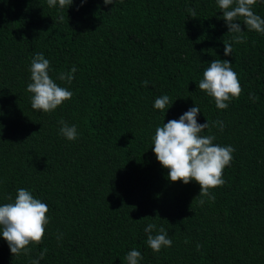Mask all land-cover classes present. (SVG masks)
Here are the masks:
<instances>
[{"label":"trees","instance_id":"16d2710c","mask_svg":"<svg viewBox=\"0 0 264 264\" xmlns=\"http://www.w3.org/2000/svg\"><path fill=\"white\" fill-rule=\"evenodd\" d=\"M252 10L264 19V0ZM241 28L236 43L216 0H0V205L25 188L49 219L27 256L0 236V264H31L45 248L39 264H127L132 249L138 264H264V33ZM37 53L73 93L49 113L32 109L26 91ZM218 59L242 88L222 110L198 87ZM73 67L70 84L58 78ZM163 95L173 103L155 109ZM193 106L209 123L200 135L234 149L214 201L195 181L171 182L152 151L155 129ZM61 120L76 126L75 140L60 134ZM149 223L171 247L147 246Z\"/></svg>","mask_w":264,"mask_h":264},{"label":"clouds","instance_id":"9594fccd","mask_svg":"<svg viewBox=\"0 0 264 264\" xmlns=\"http://www.w3.org/2000/svg\"><path fill=\"white\" fill-rule=\"evenodd\" d=\"M73 0H47L49 7H68ZM81 4L86 0H80ZM105 5L113 4V0H103ZM218 7L222 10V18L225 21L228 32L235 34L233 40L242 43L244 37L241 24L248 30H255L264 33V19L255 14L252 6L257 0H216ZM187 11L192 17L196 16L194 8ZM64 20L63 16L59 17ZM242 20V23H241ZM232 54V45L224 43V55ZM231 62L228 60H212L209 66L203 71L202 79L198 87L209 97L214 99L217 109H226L231 99L238 98L242 92L237 73L233 71ZM50 62L43 53H37L30 62V80L26 91L31 93V108L49 113L60 106L64 101L72 98L73 93L65 87L59 86L49 75ZM76 71L73 67L67 74L61 73L59 79L71 83L72 73ZM147 81L144 84L147 85ZM253 99L255 96L253 95ZM170 98L167 95L155 99L153 107L165 110L169 107ZM200 113L198 106L189 108L179 117V119L169 120L155 129L152 137V151L161 164L168 170V179L171 182L182 181L188 184L195 181L200 191L198 196L209 197L215 200V196L210 194V189L222 186L225 181L222 178L223 170L230 165L234 149L231 146H220L213 144L215 136H201L200 133L209 128L206 121L198 123L197 114ZM61 127L59 132L69 141L77 138L76 126H69L63 120L58 122ZM219 125L223 130L222 121L213 122V126ZM3 125H0V129ZM8 199L11 200V197ZM204 199L199 203L204 204ZM48 206L40 199L34 198L30 191L19 188L16 192L14 202L0 205V236L7 242L10 253L13 256L21 254L28 255L30 244H40L44 237L45 226L49 223L47 217ZM147 233V246L153 252H160L162 247H171L172 240L168 238V233L161 226L149 223L144 229ZM155 231V234L153 232ZM59 240L60 237H57ZM187 243V240L185 241ZM201 246L197 245L199 250ZM43 249L38 259L31 260V264H39V259H43L47 253ZM142 259L140 251L130 250L125 260L127 264H138Z\"/></svg>","mask_w":264,"mask_h":264}]
</instances>
